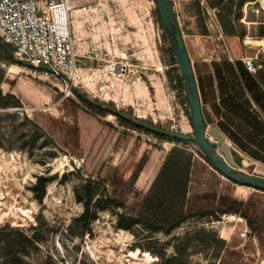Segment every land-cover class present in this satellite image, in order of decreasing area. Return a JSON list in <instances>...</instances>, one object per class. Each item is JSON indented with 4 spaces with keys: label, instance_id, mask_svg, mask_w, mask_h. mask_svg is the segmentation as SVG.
Segmentation results:
<instances>
[{
    "label": "rangeland",
    "instance_id": "1",
    "mask_svg": "<svg viewBox=\"0 0 264 264\" xmlns=\"http://www.w3.org/2000/svg\"><path fill=\"white\" fill-rule=\"evenodd\" d=\"M202 1L171 0L195 73L215 76V65L226 69L227 63L237 70L236 62L242 61L236 57L259 48L246 39L264 42V14L246 6L253 0H205L210 14ZM157 10L154 0H70L79 54L75 78L58 80L26 64H16L18 74L7 76L11 63L0 60L3 94L23 78L38 95L37 103L25 100L21 107L0 100V264H264V243L252 232L241 238L244 224L236 219L244 216L219 202L264 200V191L240 187L239 196L240 185L218 172L195 143L136 129L82 99L149 126L193 134L183 78ZM114 65L120 70L111 71ZM204 112L207 125L219 128L222 119L211 102L206 101ZM225 136L245 157L241 170L264 178V162ZM173 149L192 158L193 211L173 228L137 216L129 228H119V215L138 210ZM141 164L143 179L132 182ZM38 176L50 178L42 201L32 190ZM88 179L104 187L91 202L98 218L86 227L78 197L87 196ZM146 254L148 260H142Z\"/></svg>",
    "mask_w": 264,
    "mask_h": 264
},
{
    "label": "trees",
    "instance_id": "2",
    "mask_svg": "<svg viewBox=\"0 0 264 264\" xmlns=\"http://www.w3.org/2000/svg\"><path fill=\"white\" fill-rule=\"evenodd\" d=\"M157 15L159 23L163 26L158 10ZM163 37L167 39L165 33ZM169 50L173 56V64H176L173 49L170 48ZM0 60H5L11 64H26L17 59L14 55L13 47L3 42L1 39ZM225 66L226 69H223L216 64L215 76L212 74H207L205 76L196 73L201 102L203 103L202 110L205 124L207 125V119L205 117L204 104L206 101H209L213 105L216 116L222 119L218 122L220 130L251 157L264 162V118L262 117V112H264V102L262 101L264 91L260 89L257 80L247 72L244 65L241 63L236 62L237 70L233 64L227 63ZM3 76V71L0 69V82L3 81ZM214 80H216L217 83L216 88L219 93V104L217 103ZM74 91L76 92V90ZM82 99L86 104L96 109L98 112L105 114L112 112L119 117L123 123L136 129L146 130L160 138L179 141L178 139L170 138L164 134L145 129L121 114L113 112L111 109L108 110V108L100 104L91 102L88 99ZM0 100L6 103V106H23L19 97L11 92L3 94L1 88ZM26 118L29 119L28 116H26ZM30 121L38 130L48 135L41 125L33 120ZM206 159L213 166L210 159L207 157ZM143 168L144 164H141L133 174L132 182H136ZM191 168L192 158L187 157L179 150H171L166 156L158 175L146 192L138 210L134 213L125 212L119 215L118 227L123 229L129 228L136 220L135 216L153 226L173 228L180 224L188 216V213L193 211L190 209L189 203L191 202V198L190 195H188L189 184L191 182ZM49 181L50 178L48 177H37L32 190L35 192V197L39 201L44 199L47 183ZM85 187L87 196H79L78 199L84 204V211L80 219L86 227H89L90 221L98 218L97 212L91 210V202L94 198V194L100 187L103 188L104 186L100 181L88 179L86 180ZM204 197L213 200L216 198V195L206 194ZM112 201L117 207L125 208L123 202H118L116 200ZM219 202L228 208V211L241 213L247 220L251 232L264 243V200H262V198L259 196H251L245 202L220 198ZM204 211L205 210H203V212ZM210 235L214 236L215 234L211 233Z\"/></svg>",
    "mask_w": 264,
    "mask_h": 264
},
{
    "label": "built area",
    "instance_id": "3",
    "mask_svg": "<svg viewBox=\"0 0 264 264\" xmlns=\"http://www.w3.org/2000/svg\"><path fill=\"white\" fill-rule=\"evenodd\" d=\"M202 4L210 14L208 3L203 0ZM248 5L256 14H264V0H253ZM0 39L11 45L15 57L31 69L43 70L58 80L75 78L79 54L71 26L70 0H0ZM241 60L251 75L263 67L258 54ZM236 220L244 224L240 237L248 238L251 230L247 220L241 216Z\"/></svg>",
    "mask_w": 264,
    "mask_h": 264
},
{
    "label": "water",
    "instance_id": "4",
    "mask_svg": "<svg viewBox=\"0 0 264 264\" xmlns=\"http://www.w3.org/2000/svg\"><path fill=\"white\" fill-rule=\"evenodd\" d=\"M154 1L157 3L162 24L170 41L171 48L173 49L177 65L183 78L186 96L190 107L193 134L189 135L159 129L155 126L144 124L138 119L132 118L127 114H120L131 120L133 123L143 126L153 132L164 134L170 138L195 143L203 154L210 159L216 170L225 178L235 184L264 190V178L248 175L241 170L245 167V157L238 149L230 147L225 134L218 127L208 126L205 124L196 73L182 36V32L176 20L171 1ZM29 65L31 66V64ZM84 98L88 99L86 96H84ZM209 136H213L215 140L219 141L218 149L216 148V143L210 140Z\"/></svg>",
    "mask_w": 264,
    "mask_h": 264
},
{
    "label": "crops",
    "instance_id": "5",
    "mask_svg": "<svg viewBox=\"0 0 264 264\" xmlns=\"http://www.w3.org/2000/svg\"><path fill=\"white\" fill-rule=\"evenodd\" d=\"M261 41V40H260ZM245 43H246V41H245ZM261 45H259V48H258V50L257 51H255L254 53H252V55H255V54H258L259 55V57H260V59L262 58L263 59V69H264V42H262L261 41ZM237 59H239V60H241V58L240 57H236ZM242 61V60H241ZM241 64L243 65V62H241ZM14 67H18L16 64L14 65V64H10L9 66H8V68H7V76H11V75H14L15 73L16 74H18L17 72H16V70H13V68ZM19 68H21V67H19ZM262 69V68H261ZM13 71H15V72H13ZM254 77V76H253ZM256 80H257V82H258V84H259V87H260V89H262L263 91H264V70H260L259 72H258V74H257V76L256 77H254ZM16 83H15V85L14 86H10V89H9V92H11V93H13V94H15L17 97H19L20 98V100L22 101V103H25V100H30V101H32L33 100V102H38V95H37V93H36V91L34 90V89H32V88H30V87H28L27 85H26V83H25V80L23 79V78H21L20 80H19V78L18 79H16V81H15ZM3 85H4V87L5 88H7L6 87V82H4L3 83ZM217 95H218V90H217ZM219 99V98H218ZM262 101L264 102V96H262ZM262 102V103H263ZM262 117L264 118V112H262ZM38 123V122H37ZM39 124V123H38ZM40 125V124H39ZM229 142V141H228ZM229 144L231 145V143L229 142ZM232 146V145H231ZM143 174H144V170H142V172L140 173V175H139V177H138V179L136 180V182L137 181H141V179H143ZM191 183H192V181L190 182V185H191ZM152 184V183H151ZM189 185V188L191 187ZM240 185V184H239ZM240 187H244L245 189L246 188H250L249 186H245V185H240L239 187H238V190H237V193H238V195L239 196H241L240 194H239V188ZM247 190V189H246ZM247 194H248V191H247ZM188 195H190V190H189V194ZM243 197V196H242ZM254 239H256V237H254Z\"/></svg>",
    "mask_w": 264,
    "mask_h": 264
},
{
    "label": "bare ground",
    "instance_id": "6",
    "mask_svg": "<svg viewBox=\"0 0 264 264\" xmlns=\"http://www.w3.org/2000/svg\"><path fill=\"white\" fill-rule=\"evenodd\" d=\"M246 43H247V44H253V45H255V46H259V45L262 44L260 40H252V39H249V37L246 39ZM119 70H120V66H119V65H114V66L111 68V71H119ZM75 77H77V73H75ZM209 138H210V137H209ZM210 140H212L213 142L216 143V148L218 149V148H219V141H218V140H215L214 138H210ZM228 144H229V142H228ZM229 145H230V144H229ZM230 147H232V146L230 145ZM6 164H7V166H9V162L6 161ZM244 165H245V162H244ZM245 166H246V165H245ZM18 210H19V209H18ZM21 211H22V210H21ZM22 212H24V210H23ZM122 239H123V238H122ZM124 239H125V238H124ZM148 257H149V255L146 254L145 257L142 258V260L147 261V260H148ZM140 260H141V259H140Z\"/></svg>",
    "mask_w": 264,
    "mask_h": 264
},
{
    "label": "flooded vegetation",
    "instance_id": "7",
    "mask_svg": "<svg viewBox=\"0 0 264 264\" xmlns=\"http://www.w3.org/2000/svg\"><path fill=\"white\" fill-rule=\"evenodd\" d=\"M89 100V99H88ZM91 101V100H90ZM91 102H93V101H91ZM113 112H117V113H123V112H121V111H118V110H112ZM145 124V123H144ZM143 127V126H142ZM143 128H145V127H143ZM145 129H147V128H145Z\"/></svg>",
    "mask_w": 264,
    "mask_h": 264
}]
</instances>
